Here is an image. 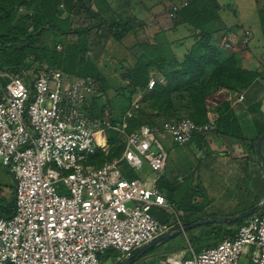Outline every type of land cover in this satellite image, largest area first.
I'll use <instances>...</instances> for the list:
<instances>
[{
	"label": "built area",
	"instance_id": "built-area-1",
	"mask_svg": "<svg viewBox=\"0 0 264 264\" xmlns=\"http://www.w3.org/2000/svg\"><path fill=\"white\" fill-rule=\"evenodd\" d=\"M186 5V0L172 2L168 19L175 20ZM236 42L246 46L249 31ZM0 78L7 81L5 86L0 83V161L15 182L14 211L0 217V264H105L102 257L108 250L118 254L119 264L182 224L177 220V225H165L151 213L161 207L177 218L175 203L157 186L167 159L162 139L185 145L211 130L214 120L198 124L181 118L127 133L130 111L118 122L107 111L93 113L99 90L91 76L44 65L35 75L0 70ZM153 85L149 80L148 88ZM110 131L124 145L120 156L88 163ZM122 161L135 172L147 165L154 176L128 179ZM190 252L189 258H168L160 264H239L240 257L264 264V206L231 235Z\"/></svg>",
	"mask_w": 264,
	"mask_h": 264
},
{
	"label": "trees",
	"instance_id": "trees-1",
	"mask_svg": "<svg viewBox=\"0 0 264 264\" xmlns=\"http://www.w3.org/2000/svg\"><path fill=\"white\" fill-rule=\"evenodd\" d=\"M34 2L37 5L33 6ZM79 3L88 15L97 18L100 23L102 22L99 13L91 8L90 0H81ZM20 6L31 10L32 14H24L19 20H16ZM47 7L48 0L43 2L41 0H0V70L12 75L21 71L27 75H35L37 71L46 65L77 76H91L97 82V89L101 90V86L98 85L99 71L93 62L84 60L82 57L87 45V34L97 24L80 29L67 28L68 21H59L52 17L49 15ZM218 9L219 5L216 0H190L187 2V5L177 12L176 23L188 24L191 30L193 29L192 31H194V36L197 39L183 55L182 60L177 61L173 57L172 61L168 62L166 60L167 56L162 51L166 49L162 46H154L151 50L147 47L141 57L124 75L123 79L129 86L130 92L134 93L140 89L145 90L142 103L154 107L152 112L141 109L128 117L126 119L127 133L137 130L141 125H147L154 129L159 128L165 121L185 118L178 115L179 111L187 112L189 117L186 118L195 123L204 124L208 121L206 101L210 96L220 89L242 91L260 76L256 70L252 71L238 67L233 53L222 59V52L210 44V36L215 31L211 21L218 18ZM258 16L263 27L264 8L259 10ZM57 22L64 23L65 26L58 27ZM29 27H31L30 31H28ZM50 29L54 30V33H52V39L48 41L44 39V36ZM115 29L114 37L119 39L125 33V28L119 30V27H116ZM71 33L78 36V42L76 44H64L63 48L65 49L58 51L57 44L59 42L63 43L60 38H64ZM144 57H151L152 59L144 62ZM152 68L157 69L160 73L163 84L154 82V86L148 90V81L154 76ZM0 83L5 86L7 81L0 78ZM214 129L226 137L241 138L236 117L229 109L223 111L216 118ZM203 134L194 135L191 141ZM116 144L119 146L115 153L109 154L111 147ZM198 144L203 153L209 155V149L202 146V140H198ZM123 146V143L117 139V133L110 131L106 135L105 145L99 147L90 156L89 163L97 165L112 157H118L123 150ZM176 146L184 145L176 144ZM251 149L257 151L255 140L251 142ZM121 166L124 177L128 179L137 177L136 172L130 169L126 162L122 161ZM257 175V173H254L253 176H249L250 181L243 195L244 198L250 199L233 214L254 206L263 198L264 175L261 177L260 174L259 178ZM157 186L161 190H163V187H167L168 193L165 195L170 202H174L171 197L174 188L172 185H168V182L162 176L158 179ZM12 194L8 200L0 197V217L8 218L12 215L14 211V192ZM236 208H238V204ZM199 209V206L195 207L191 215L186 217L183 222L199 219L202 216H210V214L200 213ZM158 219L164 222L162 217ZM243 221L244 219L226 223V226L220 223L204 224L195 228L208 230L205 233V236L209 234L210 238L206 246L208 247L231 235ZM189 230L195 229L191 228ZM219 232H221L220 235H218ZM202 248L204 247H200V249ZM150 250L146 253H149Z\"/></svg>",
	"mask_w": 264,
	"mask_h": 264
},
{
	"label": "rangeland",
	"instance_id": "rangeland-1",
	"mask_svg": "<svg viewBox=\"0 0 264 264\" xmlns=\"http://www.w3.org/2000/svg\"><path fill=\"white\" fill-rule=\"evenodd\" d=\"M48 1L49 3H59V0ZM60 1H63L66 4L69 3L68 0ZM80 1L81 0L77 1L75 4L77 10L76 12L73 11L72 13V16L74 17L73 21H71L69 24V26H72L69 28L80 29L97 24V28H92L87 34V45L85 46V52L82 56L84 60L93 62L99 71L98 85H100V88L102 89L99 90V95L93 97V113L95 115L102 116L107 111L109 117L112 120L118 122L123 118L126 111H130L131 116L141 109L152 112L154 110L153 106H150L149 104L146 105L144 102L142 103L145 90L140 89L132 93L130 92V88L126 81L123 79L124 75L127 74L132 65H129L128 62H124L126 61L124 58L120 59V56L116 55L110 48H108L107 51L113 56L111 58L106 56V22L103 25V23H100L97 18L88 15L83 6L79 3ZM92 1L96 3L98 9L100 10V14L106 18V0H90V2ZM186 1L189 2V0ZM237 1L239 3L238 8L233 4V0H220V4L223 9L218 10V18L211 21L215 31H213L210 36V44L218 48L219 51L222 52V59H225L230 54H232V49L239 47L236 39L241 37L245 30H248L249 42L247 45L249 44L252 48V51L254 52L252 64L254 67H256V70H262L264 69V27L260 26L258 11L253 5V0ZM32 5L34 6L37 4L34 2ZM23 8L25 9V7ZM24 14V11H19L18 9L16 20H19ZM171 22L175 24L176 19L172 20ZM54 23L56 22L54 21ZM57 24L58 27L65 26L64 23L57 22ZM30 30L31 27L28 28V31ZM191 32H193L194 36V31ZM52 33H54V30L50 29V31L45 34L44 39L48 41L51 40ZM55 36L60 37L58 35ZM77 37L78 36L73 33L68 34L64 38L61 37L60 39L63 40V43L59 42L57 44L61 47L59 50H57H64V44H76L78 42ZM196 39V36H194V38L189 42L186 50H184L185 53L190 49ZM142 48V50L135 49V54L141 57L147 47ZM168 49L169 48L162 51L163 54L167 56L166 60L171 62V59L174 57V55L170 49ZM149 50H151V48H149ZM151 59V57L143 58L144 62H148ZM174 59L177 61L182 60V58L177 57H174ZM153 71L154 76L149 80H153L155 83L161 82L163 84V78L160 76V73L157 71V69L152 68V72ZM147 89L149 90L151 88H148L147 86ZM134 102H136L137 106L133 105ZM178 115L185 118L189 117L187 112L183 111H179ZM162 141L166 152H168L169 155L176 153V144L171 143L168 138H164ZM118 146V144L113 145L109 150V154L115 153V150L118 148ZM261 151L264 156V141L261 143ZM182 152L183 151H181V154ZM255 153L260 164L254 171L258 174L257 177L259 178L260 174L261 177H263L264 172L263 168L261 167L259 154L257 151ZM187 158H189V160L184 161L182 159L180 160V158L178 160L175 159L172 161V163L169 161V157L168 162L163 168L164 175L166 173L168 176L167 178L171 181L172 186L175 188L171 197L175 202L177 218L169 209L153 207L151 209V213L157 219L162 217L164 222L160 221L161 223L165 225L172 223L177 225L178 221L184 223L183 220L190 216L197 206L200 207L198 210L200 213H210V215L218 216L231 215V213L233 214V212H237L238 209L244 206V204L250 199L244 198L243 196L248 185L245 183V178H243V176L239 181H237V175L240 174L239 170H236L239 166V162L236 161L232 156L226 157L217 154H211L207 157L205 156L201 164H199L196 172L191 170L195 165V159L190 157ZM229 166L234 169L225 170V168ZM195 173L198 177V180L194 178ZM136 175L137 177L151 179L154 176V173L147 165H145L136 171ZM14 189L15 182L12 178V175L0 161V197H3L7 200L10 199ZM241 196L243 197L241 198ZM186 202H189L191 205ZM236 204H238V208L235 207V209H231L232 207L236 206ZM222 207L228 208L230 210H223ZM220 224H224L226 226V223ZM194 229L195 230H187L183 233H180L163 244L152 248L149 253L143 254L139 261L136 260L135 264H160L168 258H189L191 248L193 251L197 252L200 247H206L210 239L209 234L208 236H205V233L208 232V230H198L195 227ZM220 233L221 232H219L218 235H220ZM117 256L118 254L116 252L113 250H108L105 254H103V261L105 264H115V258ZM239 264H249L248 258L240 257Z\"/></svg>",
	"mask_w": 264,
	"mask_h": 264
},
{
	"label": "crops",
	"instance_id": "crops-1",
	"mask_svg": "<svg viewBox=\"0 0 264 264\" xmlns=\"http://www.w3.org/2000/svg\"><path fill=\"white\" fill-rule=\"evenodd\" d=\"M41 1L43 2L44 0ZM77 1L79 0H68L69 3L67 4L60 0L58 4L56 2L49 3L48 1V13L59 21L67 20V28H69L72 26H69V24L74 17L72 13L77 10L75 5ZM174 1L181 0H106V18L100 14L96 3L92 1L91 8L99 13L103 25L106 22V56L108 58L113 56L107 51L110 48L116 55L120 56V59L124 58L126 60L124 62H128L129 65L133 66L140 57L135 54V49L142 50V47L154 48V46L159 45L165 49L169 48L174 57L182 58L185 54L184 50H186L187 45H189L194 36L188 24H174L171 22L172 20L168 19L166 13L169 5ZM216 1L219 5L218 10H222L223 7L220 4V0ZM253 1V5L258 12L264 8V0ZM233 4L238 8L239 3L237 0H233ZM260 26L262 25L260 24ZM116 27H119V30L125 28V33L119 39L114 37ZM232 53L235 56L238 67L252 71L256 70V67L252 64L254 52L249 44L232 49ZM256 71L260 76L246 89L242 91L220 89L206 101L208 121H215L226 109L231 110L236 117L241 138H230L219 134L213 125L211 130L201 135V137H195L188 145L177 146L176 153L169 155L167 152L165 165L169 157L170 162L179 158L185 161L189 160L187 157H190L195 159V165L191 170L196 172L205 156L207 157L211 154L226 157L232 156L239 162V166L236 169L240 172L237 175V181L243 176L245 183L249 184V176H253L254 170L260 164L255 151L251 149V142L256 140L264 131V69ZM239 94L243 96V99L238 100ZM198 140H202V146L209 149V155L203 153ZM181 151H183L182 154ZM230 169L234 168L230 166L225 168V170ZM167 177L166 173L164 175L163 170L162 178L168 182V185H172ZM194 178L198 180L196 173ZM166 189L167 187H163L162 191L164 194L168 193ZM186 203L190 204L189 202ZM235 207L231 209H235ZM222 209L230 210L224 207Z\"/></svg>",
	"mask_w": 264,
	"mask_h": 264
},
{
	"label": "water",
	"instance_id": "water-1",
	"mask_svg": "<svg viewBox=\"0 0 264 264\" xmlns=\"http://www.w3.org/2000/svg\"><path fill=\"white\" fill-rule=\"evenodd\" d=\"M264 139V131L257 137L255 140V146L257 152L259 154V158L261 161V167L264 172V156L261 151V143ZM264 206V196L263 198L254 206L242 210L236 214L226 215V216H218V215H210V216H202L199 219H192L189 222L182 223L181 225H177L173 230L167 231L149 243L139 247L134 252H132L127 258H125L119 264H135L136 260L140 259L143 254H145L148 250L163 244L169 239L175 237L176 235L183 233L191 228L204 225V224H212V223H233L239 220H243L246 217L260 211Z\"/></svg>",
	"mask_w": 264,
	"mask_h": 264
}]
</instances>
